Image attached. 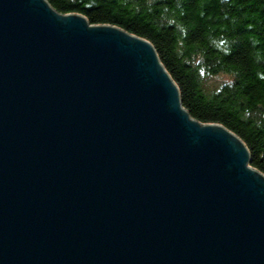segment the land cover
I'll return each mask as SVG.
<instances>
[{"label": "water", "instance_id": "obj_1", "mask_svg": "<svg viewBox=\"0 0 264 264\" xmlns=\"http://www.w3.org/2000/svg\"><path fill=\"white\" fill-rule=\"evenodd\" d=\"M0 264H264V175L146 39L0 0Z\"/></svg>", "mask_w": 264, "mask_h": 264}, {"label": "trees", "instance_id": "obj_2", "mask_svg": "<svg viewBox=\"0 0 264 264\" xmlns=\"http://www.w3.org/2000/svg\"><path fill=\"white\" fill-rule=\"evenodd\" d=\"M46 1L149 41L189 115L238 136L264 174V0ZM219 74L230 81L210 89Z\"/></svg>", "mask_w": 264, "mask_h": 264}, {"label": "rangeland", "instance_id": "obj_3", "mask_svg": "<svg viewBox=\"0 0 264 264\" xmlns=\"http://www.w3.org/2000/svg\"><path fill=\"white\" fill-rule=\"evenodd\" d=\"M69 14H77V13H69ZM80 15V14H79ZM84 17V16H83ZM87 20V19H86ZM96 25V24H92ZM98 25H110V24H98ZM114 26V25H111ZM230 81V77L228 75H217L212 78L208 79V86L210 89H217L219 88L222 84ZM194 119V118H193ZM202 123V122H201ZM228 130V129H227ZM231 132V131H230ZM245 145V144H244ZM251 167V166H250ZM252 168V167H251ZM254 169V168H253ZM256 170V169H255ZM264 175V174H263Z\"/></svg>", "mask_w": 264, "mask_h": 264}, {"label": "bare ground", "instance_id": "obj_4", "mask_svg": "<svg viewBox=\"0 0 264 264\" xmlns=\"http://www.w3.org/2000/svg\"><path fill=\"white\" fill-rule=\"evenodd\" d=\"M199 125V124H198Z\"/></svg>", "mask_w": 264, "mask_h": 264}]
</instances>
